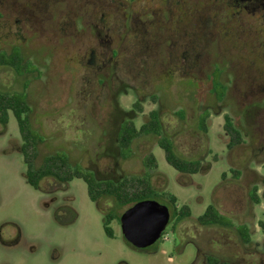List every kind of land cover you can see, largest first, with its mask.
<instances>
[{"label":"rangeland","instance_id":"374dc122","mask_svg":"<svg viewBox=\"0 0 264 264\" xmlns=\"http://www.w3.org/2000/svg\"><path fill=\"white\" fill-rule=\"evenodd\" d=\"M103 1L115 8V42L124 39L108 49L76 47L55 30L64 8L66 18L71 10L85 13V0H42L40 9L34 0H3L48 31L35 41L30 29L3 28L0 21V54L14 64L0 65V92L25 95V115L37 136L28 149L34 168L65 154L70 167L97 181L126 179L138 192L148 183L153 194L147 199L170 209L173 195L176 208L186 205L191 213L168 222L148 248H132L117 219L127 205L113 194L92 202L77 177L47 176L39 189L27 183L24 141L9 113L4 129L0 124V264H264V6ZM82 30L88 34L89 27ZM54 33L59 40L46 41ZM101 39L100 32L87 44ZM152 110L176 154L201 162L197 173L170 166L154 133H137L120 145L122 129L138 130ZM206 112L204 132L199 120ZM226 114L238 130L235 138L224 127ZM210 204L227 224L198 220ZM105 214L112 217L113 237L104 232Z\"/></svg>","mask_w":264,"mask_h":264},{"label":"trees","instance_id":"16d2710c","mask_svg":"<svg viewBox=\"0 0 264 264\" xmlns=\"http://www.w3.org/2000/svg\"><path fill=\"white\" fill-rule=\"evenodd\" d=\"M2 54H0V65L9 64L11 66H14V64H12V62L9 63V61L6 59L7 57H5L9 55ZM213 82L220 83L219 80ZM224 93L225 90H221V92L216 93L217 99L219 101L224 96ZM134 106L138 111H141V105L139 104V102H136ZM27 112H29V107L26 103L24 94L8 95L0 92V124L4 129L6 124L8 123L9 113H11L16 119L19 133L24 141V143L20 147V152L22 153L24 163L26 164V181L33 188L39 189L40 180L47 176H53L63 182H69L74 177L82 178L87 186L88 197L92 202H96L100 195L109 193L114 195L118 203L123 206L127 205V207L140 200L147 199V196L153 194L151 193V190H149L150 186H148V183L146 184V186L143 187V190H140L138 192L130 191V183H128L126 179H121L120 181L114 182L97 181L93 173L82 171V169L78 165L70 167L67 156L65 154L58 153L47 156L44 158V162L40 167H38L37 169L34 168L31 159L28 155V149H33L34 145L36 144L37 136L32 131L29 125L28 117L27 115H25ZM207 116L208 114L206 112L205 114L200 115L199 120V127L204 132L206 131ZM224 118V127L231 135V137L235 138L239 136L238 130L232 123L231 117L226 114L224 115ZM122 130L123 131L119 134V142L121 146H127L130 140L137 133H154L155 135L159 136V147L163 149L165 160L170 166H172L175 170L183 174H194L200 170L201 162L199 160H188L179 157L174 151L172 142L168 138L161 136V123L158 117L157 110H152L150 112L148 120L144 122L138 130H136L132 125L130 127L125 126ZM253 196L255 197V202H258L256 199L257 195L255 191H253ZM175 201V196L171 195L170 204L172 207L170 208L169 222H171L173 219L180 220L183 217L189 216L191 213L189 207L186 205H183L181 208L177 209L175 206ZM111 219L112 217L109 214H105L103 218V229L105 234L109 237H113L112 229L109 226ZM117 219L119 220V216L117 217ZM198 220L204 224H227L225 221V217L219 214L212 204L206 207L205 211L198 217ZM72 221L73 219H69L68 223ZM238 232L240 233L241 238L244 242L249 241V234L247 230L241 228L238 230ZM125 242L129 246H131L126 240Z\"/></svg>","mask_w":264,"mask_h":264},{"label":"flooded vegetation","instance_id":"af4514ba","mask_svg":"<svg viewBox=\"0 0 264 264\" xmlns=\"http://www.w3.org/2000/svg\"><path fill=\"white\" fill-rule=\"evenodd\" d=\"M77 2H81V0H76ZM89 5L88 9L85 10V13H80L79 11L71 10L70 14L66 18L68 7L64 8V13L60 18V21L56 27V31L60 32V37L64 41L74 42L76 43V47H80L85 45V48L90 47L98 48V49H108L115 47V43L119 42L118 45L123 44L124 39L117 40L115 42V30H114V21H115V8L112 7V4L104 2L103 0H85ZM135 1V0H130ZM236 1H244L251 2L256 6H264V0H236ZM34 3L37 5V8H42V0H34ZM111 5V7H110ZM243 5V4H242ZM17 11L15 6L10 7L3 3V0H0V21H2L3 28H9L11 24L20 25L26 29H30L31 32L35 33L33 40L40 41L38 36L40 33H45L48 30L46 28L41 29L38 26H34L30 24V20L36 23L38 21L37 18L33 17V19L29 18L30 16L24 12V10ZM110 13V14H109ZM109 15V16H108ZM108 16V17H107ZM47 19V18H46ZM107 20V21H106ZM108 22V23H107ZM50 23V22H49ZM74 25V31H70V24ZM84 26L89 27V32L86 34ZM60 27H62L60 29ZM55 30H49L50 32H55ZM75 30H77L75 32ZM77 32L79 33L78 37H75ZM103 35V39L98 40L94 44H87L88 39L95 37L96 35ZM93 35V36H92ZM57 34L49 35V39L46 40L51 43H56L59 38L56 39ZM26 42V40L24 41ZM84 42V43H83ZM86 42V43H85ZM117 45V46H118ZM18 47V46H15ZM115 50H112V52ZM116 54V53H115ZM94 52L90 51L89 62L93 60ZM114 57V56H112ZM102 65H106L104 62ZM108 74V73H107ZM108 76V75H107Z\"/></svg>","mask_w":264,"mask_h":264},{"label":"water","instance_id":"95a60500","mask_svg":"<svg viewBox=\"0 0 264 264\" xmlns=\"http://www.w3.org/2000/svg\"><path fill=\"white\" fill-rule=\"evenodd\" d=\"M170 219V209L153 199L140 200L119 216L124 239L135 249H146L162 235Z\"/></svg>","mask_w":264,"mask_h":264}]
</instances>
